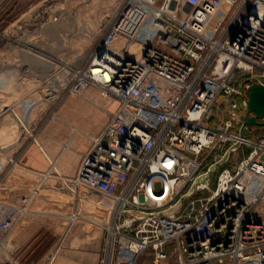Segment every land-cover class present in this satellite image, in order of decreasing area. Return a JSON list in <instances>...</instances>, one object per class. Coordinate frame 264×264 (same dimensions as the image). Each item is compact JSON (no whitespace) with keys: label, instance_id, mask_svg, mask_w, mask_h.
<instances>
[{"label":"built area","instance_id":"obj_1","mask_svg":"<svg viewBox=\"0 0 264 264\" xmlns=\"http://www.w3.org/2000/svg\"><path fill=\"white\" fill-rule=\"evenodd\" d=\"M61 68L67 91L94 85L116 108L73 175L0 160V183L17 168L37 177L0 197V245L52 187L107 210L100 264H264V129L239 134L245 90L264 84V0H115L86 62Z\"/></svg>","mask_w":264,"mask_h":264},{"label":"rangeland","instance_id":"obj_2","mask_svg":"<svg viewBox=\"0 0 264 264\" xmlns=\"http://www.w3.org/2000/svg\"><path fill=\"white\" fill-rule=\"evenodd\" d=\"M114 3L115 0H0V5H3L7 14H10L6 18L8 25L14 21L19 13L25 11L31 13L30 19L25 18L23 22L17 23L18 25L21 24V28L9 26L5 36L0 39V49L3 50L0 53V70L11 69L12 73H20L19 76H24L23 79H25L24 87H21L20 90H18V87L16 88V84L12 83L7 87L8 89H5L7 93H11L6 101L11 104L21 97L31 99L29 102L25 101L28 109H17L18 114L21 115L20 118L23 117V122H18L15 117L7 121L10 124L7 127L9 137H11V134L15 137L20 136V138L28 136L25 128L29 130L34 128V131H36L39 126V118L37 117L39 109L49 105V109L55 110L69 97L83 98L92 107V114L88 116L78 115V121L86 123L91 119H95L96 125L94 128H97V130L105 125L112 111L114 99L102 96L94 85L88 86L80 93H70L63 88L66 73L61 66L63 64L74 66L80 63L82 65L86 62L87 53L104 33L107 14L111 11ZM54 14H57V20H53ZM20 42L30 47H25L26 50L29 49L33 54L39 56L37 60L33 61L34 64L31 62L29 64L26 61L23 55L25 49L21 47ZM18 51L20 56L17 58ZM42 53L47 54L49 56L47 59L55 65L52 64L49 68V62L43 58L46 56ZM38 64H43L47 71L53 70L54 74L41 77L44 71L40 70L41 66H38ZM49 73H52V71ZM31 78L34 79L30 81ZM49 80L55 81V85L49 86ZM51 88H54V93H49ZM7 117L11 116L8 115ZM34 125H37V128ZM255 126L260 129L264 127V125ZM5 140H7V137ZM20 171L17 168L8 178L4 176L0 183L1 198H3V195H18L26 190L25 187H15L17 182L22 186V184H25L23 181L29 178L32 183L37 181L36 176L32 177L29 173ZM215 174L216 171L213 174L212 181ZM60 198L62 202L57 200ZM93 198L98 199V197ZM38 200L46 207L50 206L49 208L61 212L55 214V218L36 215L41 220L42 227L45 230V235L39 242L38 247L41 248L46 243L52 248L53 254L59 244V254L71 249L70 247L73 246L71 237L76 227L80 225L82 227L90 226L87 222L80 220L71 221L68 214H65L66 212L79 211L85 213L91 209L95 211V216H105L103 223L107 224L109 218L105 208L91 205L90 202L80 206L71 197L58 192L52 187L40 189L34 201ZM103 200L104 203L107 202L105 198ZM23 217L34 216L27 213ZM103 231L105 237L106 231ZM146 260L145 256H141L138 264H150L144 263ZM148 262H150V259H148Z\"/></svg>","mask_w":264,"mask_h":264},{"label":"crops","instance_id":"obj_3","mask_svg":"<svg viewBox=\"0 0 264 264\" xmlns=\"http://www.w3.org/2000/svg\"><path fill=\"white\" fill-rule=\"evenodd\" d=\"M4 10V6L0 5V39L5 36L9 26L15 27L18 25L17 23L23 22L25 18L30 19L31 14L29 11L19 13L14 18V21L8 25L6 18L10 14H7V11ZM20 44L25 50V47L30 48L23 42H20ZM1 52L3 50L0 49ZM42 54L46 56L42 57L49 62L50 68L53 63L47 59L49 58L47 54ZM19 56L20 53L18 51L17 58ZM38 66H41L40 70L44 71L41 77L54 74L53 70L47 71L43 64H38ZM51 71L52 73H49ZM19 74L12 73L11 69L8 68L0 70V160L4 162L8 156L16 154L22 165L29 167L33 172L39 173L49 168V159H51L60 173L65 175L75 174L83 151L89 147L92 141V135L98 134L103 128L98 130L94 128L96 125L95 119H91L86 123L78 121V115H91L92 107L83 98L74 97L64 100L55 110L49 109V105H46V107H41L37 112L39 126L37 128V125H34L37 128L36 140L28 136L23 138H20V136L15 137L13 134L9 137L7 127L10 124L7 121L14 117L18 122L22 121L23 117L20 118L21 115L18 114L17 109H28L25 101L29 102L31 100L21 97L11 104L6 101L11 93H7L5 89H8L7 87L11 83L16 84L18 90L24 87V76L21 77ZM32 79L34 78L29 80L31 81ZM48 85H55V82L51 80ZM49 93H54V88H51ZM113 101L112 110L117 105V101ZM8 115L11 117H7ZM6 137L7 140H5ZM36 194L33 195L26 212V214L30 213L34 217L22 216L9 231L5 241L0 245L1 248H4V246L7 248L3 255L0 254V264H13L15 260L18 261L17 264H100L99 259L105 241L104 223L102 222L105 216L102 217L100 215L101 217H97L94 215L95 211L91 209L85 213L79 211L66 212L65 214H68V218H71V221L80 220L87 222L90 226L82 227L80 225L76 227L71 237V244L73 245L70 247L71 249L59 254V244L53 254L52 248L46 243L41 248L38 247L39 242L45 235V230L42 227L41 220L36 215L55 218V214L61 212L49 208L50 206L46 207L40 200L34 201ZM57 200L62 202L61 198ZM91 205L94 204L91 203Z\"/></svg>","mask_w":264,"mask_h":264},{"label":"water","instance_id":"obj_4","mask_svg":"<svg viewBox=\"0 0 264 264\" xmlns=\"http://www.w3.org/2000/svg\"><path fill=\"white\" fill-rule=\"evenodd\" d=\"M248 98H247V112L244 116L243 124L239 128V134L243 137L246 134V127L250 125H264V120H260L264 118V84L261 83H252L249 87L245 90ZM235 145H239V143H235ZM229 154V150L227 149L222 158L219 160L220 162L223 161ZM216 167V163H211L206 171L198 175L193 182L191 183L189 189L186 193L181 195L175 204L165 210H162L161 213H169L175 210L181 203L182 199L188 195H190L194 189V187L205 180L210 172H212ZM127 213L131 215H143L141 212H135L132 210H128Z\"/></svg>","mask_w":264,"mask_h":264},{"label":"bare ground","instance_id":"obj_5","mask_svg":"<svg viewBox=\"0 0 264 264\" xmlns=\"http://www.w3.org/2000/svg\"><path fill=\"white\" fill-rule=\"evenodd\" d=\"M133 48L134 49H136V45L135 46H133ZM88 54V53H87ZM87 56V55H86ZM24 57L26 58V61H28L29 62V64H30V62L31 63H33V61L36 59H38V55H35V54H33V52L31 51V50H25L24 51ZM85 60H86V58H85ZM27 64V63H26ZM54 73V72H53ZM57 79V78H56ZM31 201V200H30ZM29 204H30V202L28 203V206H29ZM28 206H27V209L24 211V213H23V215H25L26 214V212H27V210H28ZM16 224V223H15ZM14 224V225H15ZM104 225H106V223H104ZM5 241V240H4ZM3 241V242H4ZM7 250V248H5V246H4V248H1V246H0V254H2L3 255V252H5Z\"/></svg>","mask_w":264,"mask_h":264},{"label":"trees","instance_id":"obj_6","mask_svg":"<svg viewBox=\"0 0 264 264\" xmlns=\"http://www.w3.org/2000/svg\"><path fill=\"white\" fill-rule=\"evenodd\" d=\"M263 129H264V127H263V128H261V129H260V128H258V130H263Z\"/></svg>","mask_w":264,"mask_h":264}]
</instances>
